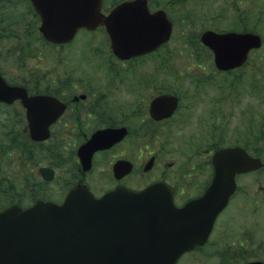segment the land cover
Instances as JSON below:
<instances>
[{
    "label": "water",
    "instance_id": "obj_1",
    "mask_svg": "<svg viewBox=\"0 0 264 264\" xmlns=\"http://www.w3.org/2000/svg\"><path fill=\"white\" fill-rule=\"evenodd\" d=\"M43 37L55 43L71 40L84 27L103 25L112 51L120 58L145 54L168 40L172 23L163 9L150 11L147 0H124L109 13L101 0H31ZM201 41L214 53L217 67L241 65L261 37L254 32L205 30ZM27 99L19 86L0 75V101ZM176 99L159 95L150 102V113L160 118L172 111ZM47 127L30 126L32 137L42 138ZM116 129L94 134L88 144L97 147L99 136L111 137ZM238 149L215 152L213 179L204 194L177 207L170 187L153 183L139 191L117 188L94 197L86 188L69 191L63 202L38 201L0 211V264H175L179 256L205 241L218 212L233 191L237 172L258 168V158ZM247 264H262L252 261Z\"/></svg>",
    "mask_w": 264,
    "mask_h": 264
},
{
    "label": "rangeland",
    "instance_id": "obj_2",
    "mask_svg": "<svg viewBox=\"0 0 264 264\" xmlns=\"http://www.w3.org/2000/svg\"><path fill=\"white\" fill-rule=\"evenodd\" d=\"M4 1L1 0L4 8L0 10V25L2 21L4 24L7 21L9 25L0 28V64L7 77L12 78L11 72L20 75L29 71L72 72L74 76L82 77L83 81L91 78L93 86L104 87L110 82V86L121 88L120 95L125 93L128 103L134 102L136 88H139V103L144 104V111L148 100L157 91H176L182 95V105H185L191 88L226 86L233 81L231 86L239 95L240 114L243 109L250 107L255 120L249 126L240 120L237 125L221 128L225 133L238 135L241 142L257 147L264 156V0H187L178 3L152 0L154 8L164 7L168 12L174 23L173 32L160 50L139 57V63L136 59L123 62L114 58L103 28H97L90 33L80 30L72 42L66 45H54L41 40L42 36L37 29L38 21L30 18L28 1L9 0L13 4L12 8H8L7 1ZM174 7L181 9L182 17L176 16ZM208 29L251 30L261 36L262 42L260 47L251 51L247 61L240 68L228 70L220 75L212 63L210 51L200 41L202 32ZM108 71L117 72L121 82L115 85L114 79L107 74ZM205 105V101L198 100L194 108L199 111ZM227 106L231 105L226 104L225 108ZM145 120L146 116L143 117L144 135L148 137L146 132L153 130V136L149 138L152 146H163L164 151L160 150L163 159L168 163L172 162L174 168L183 170L181 172L185 173V178L191 181L193 192L197 187L195 184L200 183L201 178L195 169L194 174L191 173L190 167L203 168L202 163L207 158L204 157L205 150L213 143L209 139V130L215 127L187 124L173 119L163 125L148 126L149 123ZM11 121L5 111L0 112V201L6 192L5 187L11 188L10 180L5 179V174L13 175L17 167L13 168L11 156L18 154V139H24L22 129L13 126ZM156 130L161 134H157ZM19 132L23 136L22 139L16 138L15 134ZM227 139L230 138L224 137V140L218 143H229ZM146 151L148 149H144L145 155ZM262 160L264 161V157ZM25 169L26 166L18 165L16 171L21 176L12 181L15 185L13 190L22 192V196L29 194V177L24 179L25 174L28 176ZM167 176L173 175L168 172ZM253 176L256 178V204L252 207L254 213L251 214L253 216L243 217L242 214L247 213L249 207H241L238 199L233 201L221 220L225 222L228 215L240 209L241 214L235 219L236 232H231L225 227L223 238L212 239L201 252L181 256L178 264H243L250 260H260L264 264V169L255 172ZM34 178L37 182V178ZM248 179L251 177L240 179L242 188ZM238 241L242 242V247L238 245ZM219 242L223 243L220 253H203L220 246Z\"/></svg>",
    "mask_w": 264,
    "mask_h": 264
},
{
    "label": "flooded vegetation",
    "instance_id": "obj_3",
    "mask_svg": "<svg viewBox=\"0 0 264 264\" xmlns=\"http://www.w3.org/2000/svg\"><path fill=\"white\" fill-rule=\"evenodd\" d=\"M107 7L110 9L112 6L107 5ZM114 58L123 61L115 56ZM135 59L139 63V56ZM212 63L215 66L213 56ZM1 67L0 64V72L7 81L22 86L28 97L48 96L52 98L49 103L34 104L32 107L24 105L19 98L11 103L0 102V112L5 111L8 118L11 117L12 125L20 127L24 133V139L17 141L19 142L16 148L18 154L11 156V164L13 168L17 166V169L18 165L26 166L28 176L24 173V179L29 177V194L25 193L26 195L22 196V192L13 190L15 185L12 182L18 180L21 175L16 168L13 175L9 174L6 180H10L11 188L8 194L10 199L8 198L3 205L18 204L26 207L38 200L60 203L75 186H86L93 195L100 196L119 186L141 189L151 183L163 181L170 185L174 203L182 206L189 200L201 196L209 186L213 176L211 159L215 151L221 148L237 147L250 157H259L261 160L264 157L257 147L241 142L238 135L225 133L221 128L232 124L237 125L240 120L249 126L255 120L254 112H251L250 107L243 109L240 114L239 95L238 92H234L233 81L230 84L227 83L226 86L191 88L185 105H182V95L176 91H154L156 94L150 97L144 111V104L139 103V88H136L134 102L128 103L125 93L120 95L122 89L110 86V82L107 83L108 86L97 87L93 86L94 82L91 78L83 81L82 77H76L72 72L66 71L47 73L29 71L22 76L17 72H11L13 75L9 78ZM215 69L220 75L228 71L219 70L216 66ZM107 74L114 79L115 85L121 82L117 72L108 71ZM161 94L174 95L177 105L169 116L156 119L149 113V106L150 101ZM198 100L206 102L205 107L199 111L194 108ZM226 104L231 106L225 108ZM145 116V122L149 123L148 126L163 125L173 119L187 124L194 123L199 126L205 124L215 127L209 130V139L213 143L205 150L204 157L207 158L202 163L203 168L190 167L191 173L194 174L196 170V174L201 178L200 183L195 184L197 187L193 192L190 187L191 181L185 178V173L181 172L183 170L174 168L172 162L168 163L163 159L160 153L164 151L163 146L161 147L160 144L152 146L149 138L153 136V130L146 132L148 137L144 135L143 117ZM175 116L177 117L174 118ZM46 124L49 127L48 136L40 140L32 139L30 126ZM109 128H125V134L118 139L115 134L110 139L103 136L102 146L93 150L88 141L98 131ZM15 135L16 138H23L20 132ZM224 137L230 138L227 139L229 143L219 144L218 142L221 143ZM112 139L115 140L105 143ZM144 149H148L146 155ZM262 169L264 165L256 170L235 174L234 191L228 196L225 207L218 213L207 240L202 245H196L188 253L200 251L211 243L212 239L223 238L225 227L231 232H236L237 220L235 219L241 214L240 209L228 215L225 222L221 220L223 215L229 211L233 201L238 199L241 207H249L247 213L242 214L243 217L253 216L251 214L254 213L252 207L256 204L254 194L256 178L254 179L252 175ZM168 172L173 176H167ZM34 177L37 178V182ZM245 177H251V179L244 182V188H242L240 179ZM231 220L233 221L230 222ZM237 243L242 247L241 241ZM219 245L203 253H220L223 250V243L219 242Z\"/></svg>",
    "mask_w": 264,
    "mask_h": 264
},
{
    "label": "trees",
    "instance_id": "obj_4",
    "mask_svg": "<svg viewBox=\"0 0 264 264\" xmlns=\"http://www.w3.org/2000/svg\"><path fill=\"white\" fill-rule=\"evenodd\" d=\"M3 1V0H2ZM7 1V5L6 6H8V8H12V6H13V4L11 3V2H9V0H6ZM19 2H26V1H28V10L31 12V16H30V18L31 19H33V20H37L36 18V14H35V12L33 11V9H32V7L30 6V2H29V0H18ZM110 1H113V2H117V1H120V0H110ZM156 1H158V0H156ZM166 1H171V2H173V3H178V2H183V1H187V0H166ZM151 4H153L154 5V3H152V0H151ZM11 6V7H10ZM4 8V5L1 3V0H0V10L1 9H3ZM7 8V9H8ZM173 10L175 11V14H176V16H180V17H182L181 16V14H180V10L181 9H179V8H173ZM185 18H186V16H185ZM5 23L6 24H4V22L2 21L1 22V25H0V28L1 27H4V28H6L9 24H8V22L7 21H5ZM0 35H2V33H1V31H0ZM41 40H44L43 38H41ZM45 41V40H44ZM6 178H9V173L8 174H5V179ZM4 182H6L5 180H4ZM9 183V182H8ZM0 191H2V190H0ZM4 191H6L5 193H4V195H3V199L0 201V208L3 206V204L4 203H6L7 201H8V198L10 199V195H9V197H8V194L10 193V188L9 187H5V189H4ZM0 195H2V193H0Z\"/></svg>",
    "mask_w": 264,
    "mask_h": 264
},
{
    "label": "bare ground",
    "instance_id": "obj_5",
    "mask_svg": "<svg viewBox=\"0 0 264 264\" xmlns=\"http://www.w3.org/2000/svg\"><path fill=\"white\" fill-rule=\"evenodd\" d=\"M3 1H4V0H3ZM4 2H5V1H4ZM20 57H21V56H20ZM24 58H25V57H24ZM20 59H21V58H20ZM20 59H19V60H20ZM25 61H26V60H25ZM24 63H25V62H24ZM23 66H24V65H23ZM9 68H10V67H9ZM22 73H23V72H22ZM21 75H22V74H21Z\"/></svg>",
    "mask_w": 264,
    "mask_h": 264
}]
</instances>
